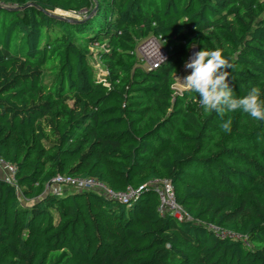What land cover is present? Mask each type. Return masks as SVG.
Returning a JSON list of instances; mask_svg holds the SVG:
<instances>
[{
	"label": "trees",
	"instance_id": "1",
	"mask_svg": "<svg viewBox=\"0 0 264 264\" xmlns=\"http://www.w3.org/2000/svg\"><path fill=\"white\" fill-rule=\"evenodd\" d=\"M263 9L264 0H0V157L15 167V185L0 178V264H264V120L206 112L197 93L173 89L192 46L220 48L233 96L257 87L264 99ZM147 38L165 50L153 67L135 53ZM56 175L142 188L125 203L45 193ZM156 180L172 186L183 219L159 212Z\"/></svg>",
	"mask_w": 264,
	"mask_h": 264
},
{
	"label": "clouds",
	"instance_id": "2",
	"mask_svg": "<svg viewBox=\"0 0 264 264\" xmlns=\"http://www.w3.org/2000/svg\"><path fill=\"white\" fill-rule=\"evenodd\" d=\"M188 72L181 81L185 90L197 93L201 108L223 114L225 110L242 109L255 120H264V99H261L260 89L252 87L241 98H235L226 79L232 65L222 55L220 48H202L191 54L184 62ZM190 70V71H188ZM231 120H225L220 125L224 131H230Z\"/></svg>",
	"mask_w": 264,
	"mask_h": 264
},
{
	"label": "built area",
	"instance_id": "3",
	"mask_svg": "<svg viewBox=\"0 0 264 264\" xmlns=\"http://www.w3.org/2000/svg\"><path fill=\"white\" fill-rule=\"evenodd\" d=\"M157 64H154L153 66H156ZM14 173V165L6 162L0 157V178L11 185H15ZM53 185L59 187L68 186L72 189L79 190H93L96 193L102 194L106 198L119 200L123 203L127 202L129 199L135 196L142 188V186H140L136 190L128 188L126 191L119 192L112 190L105 183L95 178H80L66 175H56L45 185L44 192L62 194L60 191H58V189H51L50 187ZM150 185L154 188L157 194L159 200V212L162 213L164 211H169V213L176 217L178 220L183 219V212L175 202L172 186L166 180L152 181ZM213 228L214 231L221 237H236V235L233 233L221 230L219 228Z\"/></svg>",
	"mask_w": 264,
	"mask_h": 264
},
{
	"label": "rangeland",
	"instance_id": "4",
	"mask_svg": "<svg viewBox=\"0 0 264 264\" xmlns=\"http://www.w3.org/2000/svg\"><path fill=\"white\" fill-rule=\"evenodd\" d=\"M57 12H58L57 14H59V15L61 14L60 11H57ZM64 17L65 18L66 17H72V18L82 19L78 14H74V13H64ZM262 17H264V9H263ZM91 50L93 52V55L90 57V63L93 66V68L95 69V75L100 76V74H102L104 72V68H103L102 64L100 63L98 57L95 55L96 48L91 47ZM164 51H165L164 47L161 45V43L158 40H156L154 38H147V39H144V40L138 42L135 53H136V56L138 57L139 63L143 67H152L154 64L161 62L165 58V52ZM189 56H190V54H189ZM183 65L179 69V71L174 75L175 82L173 84V89H174L175 93H181L183 90H185V86L183 85V83L181 81L183 80V77L188 74V72L184 69ZM188 71H190V70H188ZM44 79L46 81H48L50 79L49 72H45ZM50 188L51 189H58V191H60L61 193L69 192L72 190V188H70L68 186H60L59 187V186L53 185Z\"/></svg>",
	"mask_w": 264,
	"mask_h": 264
},
{
	"label": "water",
	"instance_id": "5",
	"mask_svg": "<svg viewBox=\"0 0 264 264\" xmlns=\"http://www.w3.org/2000/svg\"><path fill=\"white\" fill-rule=\"evenodd\" d=\"M7 9H8V8H7ZM9 9H11V10H16V9H19V8H9ZM193 51H194V52L197 51V48H196L195 46L191 47V50H190V52H189L190 56H191V54H192ZM190 56H189V57H190ZM189 57H188V58H189Z\"/></svg>",
	"mask_w": 264,
	"mask_h": 264
},
{
	"label": "bare ground",
	"instance_id": "6",
	"mask_svg": "<svg viewBox=\"0 0 264 264\" xmlns=\"http://www.w3.org/2000/svg\"><path fill=\"white\" fill-rule=\"evenodd\" d=\"M144 47H145V46H144ZM145 50H146V49H145ZM193 52H194V51H193ZM193 52H192V53H193Z\"/></svg>",
	"mask_w": 264,
	"mask_h": 264
}]
</instances>
